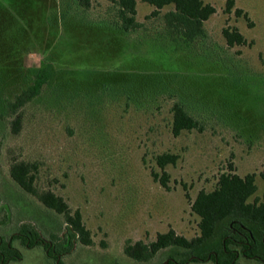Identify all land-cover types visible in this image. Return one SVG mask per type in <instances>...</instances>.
I'll use <instances>...</instances> for the list:
<instances>
[{"label": "rangeland", "instance_id": "374dc122", "mask_svg": "<svg viewBox=\"0 0 264 264\" xmlns=\"http://www.w3.org/2000/svg\"><path fill=\"white\" fill-rule=\"evenodd\" d=\"M216 13L205 35L187 43L164 29L166 7L138 1L141 27L127 32L116 0H0V251L22 225L45 242L70 248L63 264H167L183 249L152 260L128 257V242L150 244L174 230L192 240L200 218L192 204L216 188L223 173L257 175L264 193V0H236L249 19L225 12L226 0H203ZM252 23L253 25H250ZM236 28L247 44L230 47L223 35ZM40 68L53 77L20 110L12 129L10 103ZM175 102L202 125L174 137ZM179 155L166 167L165 189L156 157ZM17 162L37 165L35 186L80 211L91 244L71 237L63 215L44 206L11 178ZM54 237V238H53ZM54 241V242H55ZM22 254L7 264H57L43 247L13 242ZM1 264V263H0ZM189 264H213L189 263ZM237 264H264L241 257Z\"/></svg>", "mask_w": 264, "mask_h": 264}, {"label": "trees", "instance_id": "16d2710c", "mask_svg": "<svg viewBox=\"0 0 264 264\" xmlns=\"http://www.w3.org/2000/svg\"><path fill=\"white\" fill-rule=\"evenodd\" d=\"M78 1L85 8L91 6V0ZM138 1L154 7L152 16H157L164 8L172 6L163 16V24L174 41L181 38L190 43L201 39L205 35L204 23L216 13L215 7L203 0H116L118 16L127 32L141 27L137 19ZM234 9L237 16L249 19L244 10L236 8L235 0H226L225 12L231 14ZM223 35L230 47L247 44L246 38L236 28H224ZM52 77L48 68L38 69L33 83L10 103L12 112L16 114L12 125L15 134L20 132L22 126L20 110L42 94ZM172 113L174 137H179L186 131H202L200 121L187 111L184 104L175 102ZM178 160L179 155L173 153H163L156 157L157 165L163 172H153L152 175L165 189H169V175L165 169L169 165H176ZM36 171V164L17 162L12 165L10 175L26 193L37 197L44 206L65 217L71 237H79L83 244L90 245V231L83 223L81 212L71 214L69 205L62 197L51 191L39 192L35 186ZM260 176L264 180V172ZM256 178L255 173L241 177L233 172L231 166V172L220 175L214 190L200 191L192 204L193 212L200 218L199 236L189 240L170 230L160 233L150 244L142 241L135 244L128 242L124 248L125 254L136 261L148 262L162 250L180 248L184 250L179 253L180 258L171 257L167 264H237L241 257L264 263V193L261 198L251 201L258 191ZM15 240H21L28 248L43 247L48 257L57 264H63L61 256L70 249L56 244L55 238V242H45L34 227L22 225L19 232L1 249V264L22 259L20 251L13 246Z\"/></svg>", "mask_w": 264, "mask_h": 264}, {"label": "crops", "instance_id": "0c3cea01", "mask_svg": "<svg viewBox=\"0 0 264 264\" xmlns=\"http://www.w3.org/2000/svg\"><path fill=\"white\" fill-rule=\"evenodd\" d=\"M236 1V0H235ZM236 5H237V3H236Z\"/></svg>", "mask_w": 264, "mask_h": 264}]
</instances>
